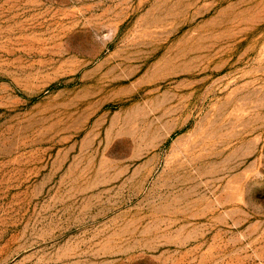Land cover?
Returning <instances> with one entry per match:
<instances>
[{
  "label": "rangeland",
  "instance_id": "rangeland-1",
  "mask_svg": "<svg viewBox=\"0 0 264 264\" xmlns=\"http://www.w3.org/2000/svg\"><path fill=\"white\" fill-rule=\"evenodd\" d=\"M0 264H264V0H0Z\"/></svg>",
  "mask_w": 264,
  "mask_h": 264
},
{
  "label": "clouds",
  "instance_id": "clouds-1",
  "mask_svg": "<svg viewBox=\"0 0 264 264\" xmlns=\"http://www.w3.org/2000/svg\"><path fill=\"white\" fill-rule=\"evenodd\" d=\"M93 42L97 44L99 47L103 48L107 46V36L104 33H97L94 31L93 33Z\"/></svg>",
  "mask_w": 264,
  "mask_h": 264
}]
</instances>
